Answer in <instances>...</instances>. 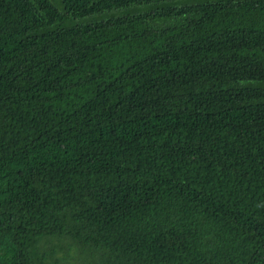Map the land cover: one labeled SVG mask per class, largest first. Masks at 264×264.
<instances>
[{
  "label": "trees",
  "instance_id": "1",
  "mask_svg": "<svg viewBox=\"0 0 264 264\" xmlns=\"http://www.w3.org/2000/svg\"><path fill=\"white\" fill-rule=\"evenodd\" d=\"M0 264H264V0H0Z\"/></svg>",
  "mask_w": 264,
  "mask_h": 264
}]
</instances>
